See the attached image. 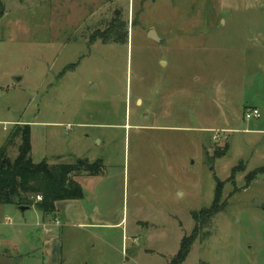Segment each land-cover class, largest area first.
<instances>
[{"label":"rangeland","instance_id":"1","mask_svg":"<svg viewBox=\"0 0 264 264\" xmlns=\"http://www.w3.org/2000/svg\"><path fill=\"white\" fill-rule=\"evenodd\" d=\"M212 1L0 0V147L28 124L33 162L101 159L83 202L123 218L107 243L65 233L63 264H169L191 234L178 264H264V131L242 130H264V13ZM115 18L127 39L104 42ZM227 109L236 130L202 129Z\"/></svg>","mask_w":264,"mask_h":264},{"label":"crops","instance_id":"2","mask_svg":"<svg viewBox=\"0 0 264 264\" xmlns=\"http://www.w3.org/2000/svg\"><path fill=\"white\" fill-rule=\"evenodd\" d=\"M212 2L215 4V9L218 7L219 10L234 8L245 12L256 9L258 12L264 13V0H213ZM204 20L205 19L200 17L194 19L192 23L193 25L202 24L207 26V28H203L201 34L202 32H211L214 29L212 26L217 25L218 21L220 25L224 24L223 18L217 19L214 17V21L212 19ZM148 31V33L151 31L154 32L156 40L150 38L152 41L158 43L163 42L164 37H160L156 30L150 29ZM207 36L211 35L206 34V37ZM263 45L264 43L261 44V46ZM205 47H207V44L202 48ZM161 64L163 66L166 65L164 61H162ZM137 100L141 102L139 99ZM246 107L249 106L242 107L243 116ZM252 108H257L260 112V108L257 105H253ZM223 112L226 119L221 122L224 126L216 123L212 125L214 127H203L202 129L209 130L217 128L224 130L225 128V130H236L230 128V126L236 122V120H234L235 118L231 115L232 111L227 109L223 110ZM166 114L170 115L168 111ZM225 124L227 126H225ZM162 127L164 128V126ZM242 130L248 132L264 131L259 129ZM85 176H90L94 181L99 180L100 182V177L103 175ZM76 177H74V179L77 181ZM77 182L80 183L79 181ZM84 193L85 192H83V197L81 199H64L56 201V211L53 215H44L34 206H30L28 209L21 211L14 205H0V264H63L62 249L64 234L78 229L88 231H92L91 229H99V232H92L93 236L107 243L102 236L104 233L103 230L117 227L123 221V218L118 221L109 212L104 209L100 210L96 205L92 206V208L86 206L83 202L85 198ZM101 207H103V204ZM94 245L95 244H92V247H94ZM85 264H89V262H85Z\"/></svg>","mask_w":264,"mask_h":264},{"label":"trees","instance_id":"3","mask_svg":"<svg viewBox=\"0 0 264 264\" xmlns=\"http://www.w3.org/2000/svg\"><path fill=\"white\" fill-rule=\"evenodd\" d=\"M0 8V16L3 10ZM115 18L110 28L104 32L105 39L113 43L124 42L127 39L126 23L117 22ZM98 35L92 36L97 37ZM102 37V36H100ZM74 64L70 65L73 67ZM17 153L12 160L8 157V149L15 140ZM30 128L28 124H16L9 134L6 143L0 147V205L34 206L44 215L55 213V202L64 199H81L83 191L74 179L79 175H101L104 164L101 159L89 160L76 158L73 162L49 163L46 159L33 162L30 158ZM258 171H264V166ZM40 197L38 199L37 197ZM213 200L211 206L202 208L198 213L205 218L212 217L222 209ZM195 213V212H194ZM195 219V214L193 215ZM195 236H184L174 260L169 264L181 263L187 256Z\"/></svg>","mask_w":264,"mask_h":264},{"label":"built area","instance_id":"4","mask_svg":"<svg viewBox=\"0 0 264 264\" xmlns=\"http://www.w3.org/2000/svg\"><path fill=\"white\" fill-rule=\"evenodd\" d=\"M259 116H260V112L257 108H249V109L245 110V112H244V118L245 119L258 118ZM221 132L225 133L226 131L222 130ZM214 137H217V136H214ZM37 198L40 199L39 196Z\"/></svg>","mask_w":264,"mask_h":264},{"label":"water","instance_id":"5","mask_svg":"<svg viewBox=\"0 0 264 264\" xmlns=\"http://www.w3.org/2000/svg\"><path fill=\"white\" fill-rule=\"evenodd\" d=\"M114 14L117 15V14H118V10H115ZM149 36H150V38H155V36H154V32L151 31V32L149 33ZM255 205L260 207L262 204H261L258 200H256ZM29 207H30V206H28V205H20V206H18L17 208H18L19 210L23 211V210L28 209ZM52 215H53V214H52Z\"/></svg>","mask_w":264,"mask_h":264}]
</instances>
